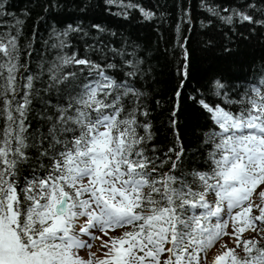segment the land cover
I'll use <instances>...</instances> for the list:
<instances>
[{"label":"snow or ice","instance_id":"6c2138e0","mask_svg":"<svg viewBox=\"0 0 264 264\" xmlns=\"http://www.w3.org/2000/svg\"><path fill=\"white\" fill-rule=\"evenodd\" d=\"M225 19L230 24L233 17ZM69 31L81 29L69 26L57 36ZM18 36L0 39V264H209L217 245L210 264H264V81L238 99L214 82L223 103L198 101L218 129L206 134L210 170L185 173L178 133L164 159L149 147L152 125L135 86L138 61L124 60L128 70L119 80L76 53L58 54L33 73L21 63ZM52 47L67 44L60 39ZM183 57L177 110L189 78L186 48ZM42 92L55 93L57 103ZM37 97L45 104L39 115L46 132L31 130ZM249 231L254 235L244 239Z\"/></svg>","mask_w":264,"mask_h":264},{"label":"trees","instance_id":"16d2710c","mask_svg":"<svg viewBox=\"0 0 264 264\" xmlns=\"http://www.w3.org/2000/svg\"><path fill=\"white\" fill-rule=\"evenodd\" d=\"M141 9L152 13L151 18H145ZM235 12L264 22V0H0V39L7 43L19 33L21 63L27 62L33 73L39 72L42 63L47 67L58 54L76 53L99 63L119 80L128 70L124 60L138 61L141 75L135 86L144 93L141 102L152 125L149 147L154 146L164 159L178 133L185 149L180 171H209L207 157L212 145L205 144L206 134L218 129L198 101L223 103V97L214 95L217 80L226 86L232 99L241 97L245 90L250 92L253 86L261 87L264 81V23L241 22ZM228 16L233 17L230 24L225 19ZM69 26L81 31L57 36ZM60 39L67 44L62 51L52 47ZM184 48L189 56V78L177 110L175 92L181 80L178 72L184 63ZM109 63L117 67L109 69ZM36 87L42 89L44 85L37 82ZM42 96L57 103L55 93L49 97L42 92ZM230 107L238 110V106ZM44 108L41 98L34 99L29 115L32 131H47L39 115ZM173 111L177 112L175 117ZM140 121L145 118L141 116ZM4 123L0 119V129ZM162 171H168V167ZM187 178L191 180V176ZM260 247H264V241H260Z\"/></svg>","mask_w":264,"mask_h":264},{"label":"rangeland","instance_id":"374dc122","mask_svg":"<svg viewBox=\"0 0 264 264\" xmlns=\"http://www.w3.org/2000/svg\"><path fill=\"white\" fill-rule=\"evenodd\" d=\"M211 199V197H210ZM258 214V213H257ZM254 234L251 233L250 231L249 232H245L244 233V236L243 238L244 239H249L253 236ZM87 239V237H85ZM257 240H259L260 238L259 237H256ZM260 241H264V240H260ZM91 242V241H90ZM98 243V242H97ZM229 247H235L234 244L232 243H229L228 245ZM219 245L213 247L209 252H208V261H209V264L210 262L213 260L214 256L217 255L219 253ZM92 251H96V248H93ZM237 252L239 255H244V252L241 250V249H237ZM85 260L88 258V253H87V250H84V251H81L79 253ZM100 254V253H99Z\"/></svg>","mask_w":264,"mask_h":264},{"label":"bare ground","instance_id":"6f19581e","mask_svg":"<svg viewBox=\"0 0 264 264\" xmlns=\"http://www.w3.org/2000/svg\"><path fill=\"white\" fill-rule=\"evenodd\" d=\"M98 255H100V254L98 253Z\"/></svg>","mask_w":264,"mask_h":264}]
</instances>
